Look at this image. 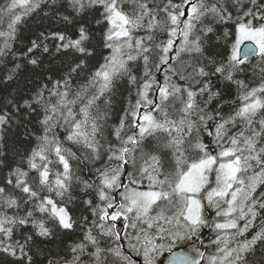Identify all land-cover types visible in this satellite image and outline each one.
Wrapping results in <instances>:
<instances>
[{
	"label": "snow or ice",
	"instance_id": "1",
	"mask_svg": "<svg viewBox=\"0 0 264 264\" xmlns=\"http://www.w3.org/2000/svg\"><path fill=\"white\" fill-rule=\"evenodd\" d=\"M165 250L264 264V0H5L0 264Z\"/></svg>",
	"mask_w": 264,
	"mask_h": 264
},
{
	"label": "trees",
	"instance_id": "2",
	"mask_svg": "<svg viewBox=\"0 0 264 264\" xmlns=\"http://www.w3.org/2000/svg\"><path fill=\"white\" fill-rule=\"evenodd\" d=\"M5 2V0H0V4H3ZM39 20V16H33L32 18H30L26 24L22 25V33H21V40L18 41L15 45V48L17 49V51H19V49L22 47L23 43L26 42V38L28 36L31 35L32 31L36 28V21ZM24 75H27V73H25ZM205 236H207V232H205ZM190 244V242H189ZM188 244L185 243H181L180 245H178L177 247H185ZM167 253V251L165 250L161 255H159L157 258V261L159 260V258L163 255Z\"/></svg>",
	"mask_w": 264,
	"mask_h": 264
},
{
	"label": "water",
	"instance_id": "3",
	"mask_svg": "<svg viewBox=\"0 0 264 264\" xmlns=\"http://www.w3.org/2000/svg\"><path fill=\"white\" fill-rule=\"evenodd\" d=\"M195 247H199V248H201V250H203V248H202V246L200 245L199 242L196 243ZM180 248H184L186 251L191 250V249L189 248V244H188L187 246H185V247H180ZM168 256H169V253H168V252L165 253V254H163V255L159 258V260L157 261V264H167Z\"/></svg>",
	"mask_w": 264,
	"mask_h": 264
},
{
	"label": "rangeland",
	"instance_id": "4",
	"mask_svg": "<svg viewBox=\"0 0 264 264\" xmlns=\"http://www.w3.org/2000/svg\"><path fill=\"white\" fill-rule=\"evenodd\" d=\"M158 259V258H157Z\"/></svg>",
	"mask_w": 264,
	"mask_h": 264
}]
</instances>
